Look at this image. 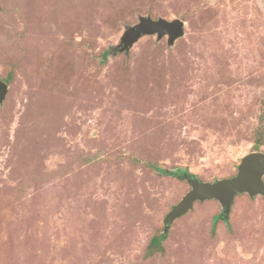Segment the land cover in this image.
<instances>
[{
	"label": "rangeland",
	"instance_id": "374dc122",
	"mask_svg": "<svg viewBox=\"0 0 264 264\" xmlns=\"http://www.w3.org/2000/svg\"><path fill=\"white\" fill-rule=\"evenodd\" d=\"M143 18L184 35L127 46ZM9 77L0 264H264V195L168 224L192 185L153 168L214 183L264 152V0H0Z\"/></svg>",
	"mask_w": 264,
	"mask_h": 264
},
{
	"label": "water",
	"instance_id": "95a60500",
	"mask_svg": "<svg viewBox=\"0 0 264 264\" xmlns=\"http://www.w3.org/2000/svg\"><path fill=\"white\" fill-rule=\"evenodd\" d=\"M185 22L180 19L169 21L160 18H143L140 23L131 28L125 35L126 45L132 46L145 35L158 34L160 38L169 37V43L184 35ZM8 92V85L0 80V101H4ZM192 190L174 207L166 222L176 220L186 214L197 201L217 200L223 206L224 219H229L232 205L239 194L247 193L251 196L264 195V152H253L242 159L238 174L232 178L214 183L204 182L196 176H185Z\"/></svg>",
	"mask_w": 264,
	"mask_h": 264
},
{
	"label": "trees",
	"instance_id": "16d2710c",
	"mask_svg": "<svg viewBox=\"0 0 264 264\" xmlns=\"http://www.w3.org/2000/svg\"><path fill=\"white\" fill-rule=\"evenodd\" d=\"M108 57H109V52L107 51L103 55V62H106L108 60ZM10 80L11 79L9 77V78H6L4 82L5 83H8V82H10ZM261 145H263V142L261 140H259L258 142H256V145H255L256 150H259ZM153 168H155L156 170H158L159 172H161L163 174H166V175H170V174L171 175H178L181 178H184L186 175H188V176H194L187 169H180L178 171H168V170H166L164 168L157 167V166H154ZM221 217H224V215H222ZM219 218H220L219 216L216 217V220H219ZM166 236H167V233H164L163 235H160V236H155L152 239L150 246L162 250L163 249L162 244H163Z\"/></svg>",
	"mask_w": 264,
	"mask_h": 264
}]
</instances>
